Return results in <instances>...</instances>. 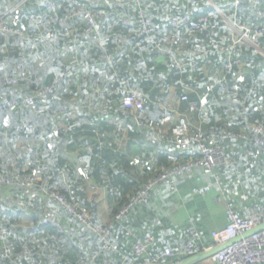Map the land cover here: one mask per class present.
Returning a JSON list of instances; mask_svg holds the SVG:
<instances>
[{
    "label": "trees",
    "instance_id": "obj_1",
    "mask_svg": "<svg viewBox=\"0 0 264 264\" xmlns=\"http://www.w3.org/2000/svg\"><path fill=\"white\" fill-rule=\"evenodd\" d=\"M54 1L56 7L47 6L48 0H0V16L11 3L21 2L20 9L6 20L24 31L23 35L0 37V175L33 174L42 179L31 189L19 184H0V193L5 192L4 200H11L6 203L15 209H18L17 202H29L28 192L48 198L54 206L49 214L57 219L66 216L73 223L70 227L67 225L70 244H63L67 228L60 221L66 229L64 232L44 223L49 214L42 220L33 215L32 228L20 230L15 227L17 219L12 213L0 212V231L6 229L14 243L13 250L7 254L0 238V264H102L106 253L101 237L79 224L47 192L61 194L75 210L87 211L103 221L97 215L94 198L87 196L89 187L91 190L95 185L107 187L109 194L122 199L121 202L128 195L121 208L152 176L191 157L183 154L172 158L161 153L150 163L151 168L142 167L140 162L153 155L142 157L135 168L142 181L125 186L123 178L128 172L124 168L125 163L130 165V159L122 148L129 131H138L131 136L155 133L154 141L168 143L169 140L158 134L171 136L174 132L193 133L198 128L210 131L216 127L252 134L255 124L264 125V33L255 44L242 40L234 45L236 32L231 26L264 29V18L258 16V11L264 10V0H244L238 5L235 0H214L221 12L210 0H110L109 4L106 0H92L86 5H94L98 11L95 30L86 31L89 26L86 19L55 21L49 23L55 38L48 45L43 38L32 37L29 30L43 28L48 16L61 15L72 0ZM30 8L38 9L42 17L30 18L27 13ZM191 11L196 13L195 18H207L206 32L189 30L175 44L186 63L179 69L174 66L172 56L161 48L180 29L166 28L151 36L139 35V31L143 19L152 24L164 23ZM201 43L206 48L197 57L199 66L193 67L189 64L191 52L201 50ZM220 47H230L231 51ZM229 59H240L242 64L235 65L227 74L228 91L216 88L209 93L208 104L201 112H190L189 101L181 99L183 95L190 101L198 100L224 73ZM114 78L131 80V87L139 90L145 100L144 110L135 112L124 108L122 99L127 89L123 86L116 92L105 91L106 82ZM11 80L18 82L13 84ZM49 87L53 92L35 96L36 91ZM31 96L36 97L35 108L25 104ZM14 100L18 102L15 109L3 108ZM176 110L190 112V124L171 127ZM135 118L143 120L144 126H137ZM114 119V123L123 120L125 129L115 127L111 122ZM231 146L248 150L251 146L252 150L249 154L231 152ZM228 153L241 169L237 172L234 167L224 165L235 177L240 174L246 181V171L252 170L254 181L262 180L264 152L252 141L232 140ZM247 160L250 163L252 160L251 166ZM82 163H86V178L78 173ZM254 185L249 184L245 191L252 188L251 193H255L260 187ZM257 195L254 207L264 206V188ZM119 209L113 211L112 218ZM122 239L119 235L115 237V241ZM118 246L121 253L138 259L129 245L128 249ZM162 262L175 261L166 258Z\"/></svg>",
    "mask_w": 264,
    "mask_h": 264
},
{
    "label": "built area",
    "instance_id": "obj_2",
    "mask_svg": "<svg viewBox=\"0 0 264 264\" xmlns=\"http://www.w3.org/2000/svg\"><path fill=\"white\" fill-rule=\"evenodd\" d=\"M244 0H235V4L238 5ZM93 2L92 0H72L68 7L61 15L48 16L43 21V28H31L30 34L34 38H43L48 45H51L52 40L55 38V34L50 30L49 23L55 21H63L67 19H86L89 23L86 31L95 30V19L98 16V11L94 8V5L88 6L87 3ZM21 2L18 4H10L9 7L0 16V37H9L14 35H23V29L11 26L8 24L6 18L13 15L19 10ZM47 6L56 7L54 0H48ZM27 13L32 19H39L42 14L38 9L30 8ZM193 11L187 12L182 15H176L173 19L164 23L152 24L149 20L143 19L142 27L139 31V35L151 36L157 31H162L166 28L180 29L178 34H173L166 40V46L161 48L164 52L170 54L174 61V66L179 69H183L185 62L182 61L180 48L175 44L181 42L184 37V33L193 30L199 33L206 32V17L195 18ZM258 16L264 18V10L258 11ZM121 21L126 22V19L121 17ZM234 45L244 40L251 44H255L258 36L264 33V29L252 30L245 27H237ZM79 34L76 33V36ZM212 37V36H211ZM211 44L214 45L213 38ZM201 50H193L192 60L190 65L193 67L199 66V59L197 58L202 54L203 49L206 47L201 43ZM233 45V46H234ZM204 47V48H203ZM221 50L230 52L231 48L220 47ZM230 57V55H229ZM207 62L211 63L210 60ZM240 59H229L225 71L219 78L212 82L205 94L199 97L198 100L190 101L187 95H183L181 98L183 101H189L190 112H201L208 104L209 93L216 88L221 87L222 91H228L227 86V74L230 73L235 65H241ZM18 80H11L10 83L16 84ZM120 86L127 89V93L122 99V103L125 109L139 112L145 108V100L139 90L134 89L131 84V80L114 78L105 84V91L116 92ZM45 92H53L51 87L46 90L36 91L35 96L45 94ZM25 104L28 107L35 108L37 106L36 97L31 96L26 98ZM18 102L11 101L4 105L5 110H13L17 107ZM169 107H171L169 105ZM137 126H144V121L140 118H135ZM208 121H211L209 118ZM126 127V125H124ZM122 126V130L125 127ZM149 141L157 139L156 134H147ZM158 137L169 140V144L176 146L184 154H188L191 157L181 163L172 165L171 167L163 169L156 175L152 176L146 183L142 184L138 190L129 198V200L114 214L113 218L108 222L98 221L95 215L90 214L87 211L75 210L65 199L64 196L52 191H48L52 200L56 201L60 206L64 207L68 213L73 215L79 224L90 229L94 234L100 236L103 241V251L106 256L102 264H159L166 258L173 259L175 264L181 262L194 255L207 252L215 249L216 247L229 243L239 236H243L247 231L255 228L264 222V206H256L251 208L247 214H242L238 208L236 202L227 200V218L228 223L221 229L211 232L208 240L205 239L201 230L194 224L189 225L185 229V239L177 248L165 247L162 250L153 254L157 244L158 237L154 234H143L130 227L127 224V220L134 210L139 207H148L151 204L153 191L159 185H167L171 190L176 187L175 178L179 175L192 172L199 168H205L208 171L216 172L220 166L228 165L234 167L235 171L239 172L240 166L236 159L228 153V144L232 140H250L257 146L262 152H264V125L261 123L253 126V133L247 134L244 132H236L228 129H220L218 127L213 128L210 131L198 128L196 132H174L171 136L167 133H159ZM123 139V136H122ZM2 146L0 145V152ZM155 158L149 160H142L140 165L142 167H152L151 162ZM41 178L33 174H21L17 173L14 176L0 175L1 185H14L19 184L26 188H35L41 182ZM214 184H208L199 188L200 193L209 192ZM44 223L49 224L57 228L60 232H64V228L60 225L56 216L49 214L44 218ZM119 235L123 239L131 242L132 254L138 259H133L130 256L121 253L119 246L116 244L115 237ZM0 238L4 241L3 246L7 254L11 253L14 248L13 241L7 236L6 229L0 231ZM213 264H264V230L243 237L236 242H232L222 250L215 253L210 257Z\"/></svg>",
    "mask_w": 264,
    "mask_h": 264
},
{
    "label": "crops",
    "instance_id": "obj_3",
    "mask_svg": "<svg viewBox=\"0 0 264 264\" xmlns=\"http://www.w3.org/2000/svg\"><path fill=\"white\" fill-rule=\"evenodd\" d=\"M105 2L109 4L110 0H106ZM210 2L217 11H222L214 0H210ZM204 7H206L204 9H207L208 5ZM191 115L190 112L176 110L171 127L190 124ZM123 123L126 124L125 122ZM122 126L124 125L120 127ZM115 127L118 128L117 124ZM135 132L138 133V131ZM135 132L131 133L129 131V135L126 136L125 145L122 148V152L130 159V165L125 163L124 168L128 172L127 178L125 175L123 178L125 186H135L137 182L142 181L137 177L135 172L138 161L142 157L153 155V158H156L161 153H164L174 158L183 156L184 154L172 144L160 141L149 142L146 134L142 132L139 136H131ZM149 146L152 147V153L149 150ZM251 150V146L249 150L244 147L236 148L234 146H231L229 149L231 152L236 151L243 154H249ZM253 150L255 151L254 148ZM247 162L249 166L252 165V160L251 163L248 160ZM85 164L82 163L78 167L80 176H85L83 174ZM255 164L254 162L253 165ZM253 183L255 184L254 186L260 188L255 193H251L252 188L246 192L245 188L250 186L242 175L239 174V176L235 177L224 166H220L219 170L217 169L214 173L205 168H199L177 176L175 178L176 187L172 190L165 184L157 186L153 191L150 206L139 207L134 210L127 220V224L140 233L156 235L158 237V244L155 250L157 251L165 247L177 248L185 239V229L192 224L196 225L203 233L205 239L208 240L212 231L221 229L228 223L227 200L235 199L238 208L244 214H247L257 204V193L264 188V179L258 182L253 181ZM208 184H214L212 189L209 192L200 193L199 188ZM97 188L101 190L98 191L100 195L94 198L96 212L100 219L108 222L112 218L113 211L120 208L128 195L123 199L124 202H121L122 199L109 194L107 187L97 185ZM122 241L116 240V244L127 249L128 245L129 248L131 247L130 241ZM200 263L213 264L210 258Z\"/></svg>",
    "mask_w": 264,
    "mask_h": 264
},
{
    "label": "rangeland",
    "instance_id": "obj_4",
    "mask_svg": "<svg viewBox=\"0 0 264 264\" xmlns=\"http://www.w3.org/2000/svg\"><path fill=\"white\" fill-rule=\"evenodd\" d=\"M233 27V29L235 31H237V26L236 25H231ZM112 123H114V120H111ZM124 121H120L116 122L114 124H117V126H121V125H125L123 123ZM263 168V172L262 174H264V164L262 166ZM85 172H83L84 174ZM86 176H84V178H86ZM245 177H246V181H249V184L252 185V182L255 180V173L250 170V171H246L245 173ZM264 179V176L263 178ZM90 185V183H89ZM90 188V187H89ZM87 190V196L88 198H95V196H99L100 194L98 193L99 190L97 187H93L94 189H89ZM4 191V190H3ZM5 192L0 193L1 197H0V212H9L12 213L13 216L17 219V226H15L16 228L20 229V230H25V229H30L33 226V215H38L40 216L41 220L43 219L44 216H46L47 214H49V212H52L54 206L51 203V201L46 198H40L38 197L37 193L34 194V192H28L30 193V197L28 198L29 202L28 203H21V202H17L19 204L18 205V209L12 208L10 207L9 203L6 202H11V200H4ZM4 197V198H3ZM5 202V203H4ZM20 210L23 212L22 215H20ZM58 216V215H57ZM66 216H58L59 221L61 222V224H63L66 228L67 225L70 227V224H73L72 221L69 218H65ZM75 225V224H74ZM66 230V229H65ZM68 232V228L66 230V233L64 234V236L62 237V239L64 240L65 245H69L70 244V236H68L69 232Z\"/></svg>",
    "mask_w": 264,
    "mask_h": 264
},
{
    "label": "water",
    "instance_id": "obj_5",
    "mask_svg": "<svg viewBox=\"0 0 264 264\" xmlns=\"http://www.w3.org/2000/svg\"><path fill=\"white\" fill-rule=\"evenodd\" d=\"M262 230H264V222L261 223L260 225L256 226L255 228L247 231L243 236H239V237L235 238L234 240L230 241L229 243L220 245L213 250L194 255L192 257H189V258H187L181 262L175 263V264H199L200 262L212 257L215 253L222 250L227 245H230L232 242H236L243 237H247L249 235H252V234L257 233V232L262 231ZM146 264H152V263H146ZM159 264H165V263H159Z\"/></svg>",
    "mask_w": 264,
    "mask_h": 264
}]
</instances>
